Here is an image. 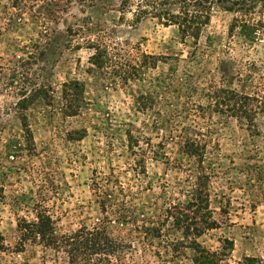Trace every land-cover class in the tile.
<instances>
[{
	"label": "rangeland",
	"instance_id": "374dc122",
	"mask_svg": "<svg viewBox=\"0 0 264 264\" xmlns=\"http://www.w3.org/2000/svg\"><path fill=\"white\" fill-rule=\"evenodd\" d=\"M185 16L204 23L197 38L169 22ZM233 95L260 100L254 129L231 116ZM194 133L216 223L195 241L217 264H264V0H0V264H68L39 244L17 250L37 203L57 235L105 227L126 247L120 264H194L170 219L160 240L142 228L186 201L195 178L179 149ZM113 199L135 223L115 219Z\"/></svg>",
	"mask_w": 264,
	"mask_h": 264
},
{
	"label": "trees",
	"instance_id": "16d2710c",
	"mask_svg": "<svg viewBox=\"0 0 264 264\" xmlns=\"http://www.w3.org/2000/svg\"><path fill=\"white\" fill-rule=\"evenodd\" d=\"M169 22L173 25H177L179 31L185 36L190 35L193 38H197L200 34L203 22L196 23L193 26V18L175 19L171 17ZM66 87V86H65ZM66 93V90L64 91ZM261 107L260 100L252 98L250 96L233 95L231 105L229 107L231 116L244 120L245 124L254 129V116ZM78 114V106H67L64 115L73 117ZM25 132L29 133V128L25 125ZM128 145L127 149L130 155L135 158V172L145 176V162L146 153L140 146L141 140L139 137H134L127 134ZM207 141L194 133V135H186L180 145V154H183L191 162L188 165L187 171L194 173V183L190 185V191L185 194L186 205L178 203L176 205H168L163 209H160V213H163L165 221H150V227L142 226L145 231V236H151L153 238H162V227L165 222L171 220L172 230L177 232L182 231L183 237L192 236L187 247L193 251V263L194 264H217L216 255L209 250L199 246L195 241V237L202 234L204 231L213 229L216 227V223L209 221L210 217L206 213H202L203 210H207L209 200L206 195V184L209 182V176L204 172L205 168V149ZM181 167L179 166V169ZM182 169H186L183 167ZM100 193L104 196L108 195L111 199V194L104 187L97 186ZM119 194L125 196L126 191L121 188L118 191ZM111 200L110 208L114 214L116 220L123 222L135 223L134 207L130 202L126 200L121 203H114ZM100 202L101 211L105 213L106 202L102 199ZM117 204V205H116ZM163 204H166V200H163ZM117 206V207H116ZM117 208V209H114ZM34 219L31 221L18 220L17 230L20 234L17 250H22L26 243L39 244L46 249L53 251H63L67 257L68 264H111L113 261H121L124 249L126 248L124 243L117 241L110 237L105 227H92L91 229L82 227L75 232L67 235H57L54 231V224L51 215L47 207L37 203L33 209ZM197 221H196V220ZM163 220V219H162ZM190 220V222H189ZM137 226V225H136ZM163 241V239H162ZM161 241V242H162ZM173 246V251H177L181 243ZM3 239L0 234V250H4ZM20 252V251H18ZM159 255V254H157Z\"/></svg>",
	"mask_w": 264,
	"mask_h": 264
}]
</instances>
